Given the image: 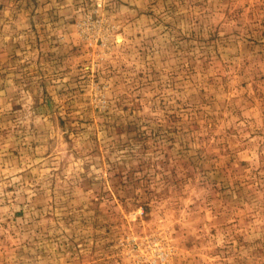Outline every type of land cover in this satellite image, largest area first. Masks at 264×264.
<instances>
[{"label": "rangeland", "instance_id": "1", "mask_svg": "<svg viewBox=\"0 0 264 264\" xmlns=\"http://www.w3.org/2000/svg\"><path fill=\"white\" fill-rule=\"evenodd\" d=\"M0 264H264V0H0Z\"/></svg>", "mask_w": 264, "mask_h": 264}]
</instances>
